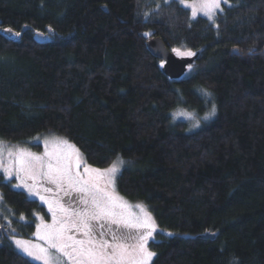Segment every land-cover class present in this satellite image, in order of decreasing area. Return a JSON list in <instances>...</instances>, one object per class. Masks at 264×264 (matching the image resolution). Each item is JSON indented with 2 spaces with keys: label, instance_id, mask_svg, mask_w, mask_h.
Listing matches in <instances>:
<instances>
[{
  "label": "trees",
  "instance_id": "1",
  "mask_svg": "<svg viewBox=\"0 0 264 264\" xmlns=\"http://www.w3.org/2000/svg\"><path fill=\"white\" fill-rule=\"evenodd\" d=\"M222 9L213 22L178 0H0V141L40 151L55 135L99 168L122 157L117 191L158 225L151 264H264V0ZM151 38L195 52L191 70L166 77ZM213 104L195 130L173 120ZM2 179L0 264H38L10 237L49 214Z\"/></svg>",
  "mask_w": 264,
  "mask_h": 264
},
{
  "label": "snow or ice",
  "instance_id": "2",
  "mask_svg": "<svg viewBox=\"0 0 264 264\" xmlns=\"http://www.w3.org/2000/svg\"><path fill=\"white\" fill-rule=\"evenodd\" d=\"M228 2L178 0L191 10L192 19L202 14L213 22L217 12L223 10L222 3ZM145 16L147 18L148 13ZM5 31L11 33V29ZM15 35L19 37L20 33ZM172 52L178 57L196 55L191 50L178 48H173ZM163 66L161 63L160 67ZM199 91L205 97L211 95L206 89ZM215 113L213 104L203 119L208 120ZM180 115L191 122L192 128L200 126L194 113L183 111ZM4 155L0 142L3 178L11 181L14 176L18 181L14 187L24 188L29 196L38 197L47 205L52 217L51 223L38 217L40 223L34 235L43 244L12 237L19 252L40 264H151L156 253L148 244L154 239L157 224L142 205H136L139 212L133 213L117 194L116 178L126 163L122 157L117 156L106 168L93 167L85 162L75 145L58 137L44 141L42 154L23 148L8 150L7 162Z\"/></svg>",
  "mask_w": 264,
  "mask_h": 264
},
{
  "label": "rangeland",
  "instance_id": "3",
  "mask_svg": "<svg viewBox=\"0 0 264 264\" xmlns=\"http://www.w3.org/2000/svg\"><path fill=\"white\" fill-rule=\"evenodd\" d=\"M168 1H170V0H168ZM164 2H165V0H164ZM190 2H191V0H190ZM223 4V3H222ZM189 11H190V14H191V10L189 9ZM218 12H220V11H218ZM217 12V13H218ZM199 16H202V17H204L202 14H198V16L197 17H199ZM206 18V17H205ZM188 70V69H187ZM187 72V71H186ZM212 106L213 105H210L209 106V108L204 112V114H200V115H196L195 114V117H196V119H199L200 120V126L204 123V122H206L207 120H204L203 119V117L211 110V108H212ZM181 112H183V110H177V111H175L174 113H173V120H175V121H177V120H181V121H185V123H186V128H187V130L188 131H191V130H195V129H197V128H192L191 127V122L190 121H188V120H186L182 115H180V113ZM192 113V112H191ZM209 120V119H208ZM199 126V127H200ZM53 137H58V136H55V135H49V136H46V137H44L43 139H42V141H41V143H42V148H41V150L40 151H38V150H34V149H32V148H30V147H23V146H21V145H18V144H14V143H8V142H3V141H0V142H2V144H3V146H4V152H5V155H4V159H5V162H7V160H8V157H7V151L8 150H13V151H15V149H17V148H23V149H26L27 151H29V152H32V153H35V154H42L43 152H44V141L46 140V139H52ZM58 138H61V137H58ZM64 139V138H63ZM72 144V143H71ZM82 154V153H81ZM82 156H83V154H82ZM83 158H84V156H83ZM84 160H85V158H84ZM85 162H86V160H85ZM87 163V162H86ZM88 164V163H87ZM110 166V165H109ZM108 167V166H107ZM83 169H81V171H82ZM4 177V173L2 172V171H0V178H3ZM118 177V176H117ZM2 180H5V181H9V180H6V179H2ZM10 182V184H11V186L13 187V188H15V189H18V190H22L23 192H25L26 193V195L28 196V197H30V198H34V199H36V200H39V198L38 197H35V196H29L28 195V193H27V191L24 189V188H16V187H14V185L16 184V183H18V181L15 179V177L13 176V178H12V180L11 181H9ZM116 183H117V178H116ZM116 192H117V194L119 195V196H121V197H123V199L128 203V205H129V207H130V210L133 212V213H138L139 212V209L136 207V205H142L141 203L139 204V202H134V201H131V200H129V199H127L126 197H124V196H122L118 191H117V189H116ZM50 195V194H49ZM75 196V194H73V197ZM40 201V200H39ZM41 202V201H40ZM42 203V202H41ZM44 206H45V210H47V212H48V208H47V205L46 204H44V203H42ZM149 213H150V211L144 206V205H142ZM48 214H49V218L46 220V219H44V221H45V223H51V220H52V217H51V214L48 212ZM151 216L153 217V215L151 214ZM38 217H43V216H37L36 218H37V224H39L40 223V220L38 219ZM44 218V217H43ZM153 219H154V217H153ZM154 221H155V219H154ZM155 223H156V221H155ZM36 224V225H37ZM157 224V223H156ZM159 229H158V225H157V231H158ZM35 232H36V228H35ZM35 232L33 233V235L32 236H30L29 238H24V237H18V236H11L10 238H11V241H12V237H15V238H17V239H23V240H30V241H32L33 243H39V244H43V241H40V240H37L36 239V236L34 235L35 234ZM150 242V241H149ZM14 245V244H13ZM14 247H15V245H14ZM148 247H149V244H148ZM16 248V247H15ZM17 250V249H16ZM18 251V250H17ZM19 252V251H18ZM20 254H23V253H21L20 252ZM24 255V254H23ZM25 256V255H24ZM27 257V256H26ZM29 259H31L30 257H28ZM32 260V259H31ZM33 261V260H32ZM34 262H36V263H38V264H40V262L39 261H34Z\"/></svg>",
  "mask_w": 264,
  "mask_h": 264
},
{
  "label": "water",
  "instance_id": "4",
  "mask_svg": "<svg viewBox=\"0 0 264 264\" xmlns=\"http://www.w3.org/2000/svg\"><path fill=\"white\" fill-rule=\"evenodd\" d=\"M148 51L155 57L163 61V67L161 71L166 77L171 79L181 78L187 71L189 65H191L197 54L192 57H178L175 53L169 50L164 44L161 38H151L147 40L146 45ZM1 235V228H0ZM202 238H214L215 235L205 233L199 235Z\"/></svg>",
  "mask_w": 264,
  "mask_h": 264
},
{
  "label": "flooded vegetation",
  "instance_id": "5",
  "mask_svg": "<svg viewBox=\"0 0 264 264\" xmlns=\"http://www.w3.org/2000/svg\"><path fill=\"white\" fill-rule=\"evenodd\" d=\"M74 197H75V196H74ZM74 197H73V199H74ZM64 199H65V200H68V199H69V197H64Z\"/></svg>",
  "mask_w": 264,
  "mask_h": 264
}]
</instances>
